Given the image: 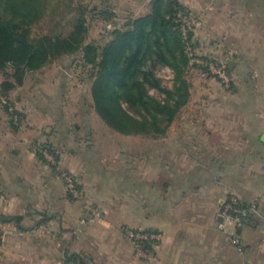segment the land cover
Masks as SVG:
<instances>
[{
	"label": "crops",
	"instance_id": "obj_1",
	"mask_svg": "<svg viewBox=\"0 0 264 264\" xmlns=\"http://www.w3.org/2000/svg\"><path fill=\"white\" fill-rule=\"evenodd\" d=\"M178 1L193 32L189 103L166 136H129L138 141L135 152L115 156L110 180L98 149L86 154L81 138L55 142L60 128L15 126L0 116V214L23 218L0 220V264H71L72 253L90 264H264V0ZM200 60L226 64L230 87ZM16 102L24 118L20 96ZM52 147L58 159L45 150ZM66 175L81 199L72 197ZM232 197L259 205L242 228L223 216ZM82 204L86 211L104 204L107 219L80 221ZM84 220L95 228L88 231ZM122 226L158 235L151 260ZM237 233L243 254L230 242Z\"/></svg>",
	"mask_w": 264,
	"mask_h": 264
},
{
	"label": "trees",
	"instance_id": "obj_2",
	"mask_svg": "<svg viewBox=\"0 0 264 264\" xmlns=\"http://www.w3.org/2000/svg\"><path fill=\"white\" fill-rule=\"evenodd\" d=\"M50 1L0 0V72L8 76L7 70L14 69L13 76L21 85L26 74L81 52L86 65L92 68L94 109L109 128L126 136H166L191 96L187 72L193 60L189 48L194 45L186 7L178 0H153L149 14L132 20L122 30H114L111 39L99 46L86 44L87 8L80 11L69 36H34L33 26L46 16ZM99 11L97 6L92 10L95 15ZM165 68L173 72L172 88L158 76V71ZM16 86L11 81L4 82L1 94L7 98ZM152 91L162 97L154 96ZM11 115L12 124L14 118L20 122L19 112ZM46 150L58 159L54 148ZM76 185L79 190L78 182ZM22 219L0 214L5 223H20ZM153 243L144 242V246L153 250ZM67 262L88 264L76 253L67 254Z\"/></svg>",
	"mask_w": 264,
	"mask_h": 264
},
{
	"label": "rangeland",
	"instance_id": "obj_3",
	"mask_svg": "<svg viewBox=\"0 0 264 264\" xmlns=\"http://www.w3.org/2000/svg\"><path fill=\"white\" fill-rule=\"evenodd\" d=\"M138 1L139 3L142 1V4L135 9L134 3ZM148 1L149 0H51L46 16L33 26V34L34 36H69L74 29V24L77 17L80 15V11L87 8L86 26L88 28V38L86 44L94 43L102 46L111 39V34L114 30H122L126 27V24L132 20L145 16L148 9ZM95 6L100 10L98 15L92 12ZM14 72L15 70L12 68L7 70L8 76L0 72L1 82L11 81L17 84L15 89L12 90L13 95L11 100L2 96L0 87V116H3V119L9 120V122L13 120L11 111L8 112L5 110V106L8 107V105H5L4 101H7L14 111L19 112L16 97L20 96L22 99L21 107L28 113L24 118H21L20 122H18V118H14L15 126H26L29 121L32 122L31 124L34 123L33 121L49 123L50 125L48 124L46 126H49L50 129L54 126L55 128H60L63 133L60 134L59 139L58 137L52 138L55 142L56 140H61L63 142L68 140L69 142L81 138V140L85 141L83 145L86 148V154H91L95 148L98 149V154L103 158L104 178L109 180L111 178L108 177L110 173L107 172V168H110L112 171V169L118 166L115 164V156L122 153L127 154L135 152L134 143L138 144V141L112 130L96 113L91 92L92 68L86 65L81 52L53 60L41 70L26 74L21 85L18 84L17 78L13 76ZM158 76L162 78L165 86L172 88L174 75L170 69H161L158 71ZM152 94L158 98L162 97V95L156 91H152ZM34 110H39L43 117L37 118L38 114L35 113ZM77 125L81 126V132L76 131ZM65 130H69L71 135H67ZM138 139L140 140V144L144 143V137ZM130 140L132 141L130 142ZM42 148L43 147H41L40 150ZM46 149L47 148H45V150ZM54 150V152L58 154L57 151H59V149L54 147ZM142 152L141 148L139 153ZM110 187L112 188V185H110ZM78 191L79 196H73L76 200L82 197L81 191ZM86 205L88 204H82L83 208L79 210L81 215L80 221L83 216H89V209L87 208L86 211ZM103 205L92 204L88 206L95 208L100 213L98 218L88 219L92 222L101 219L106 220L108 215L105 212L106 207H103ZM94 223H90L89 221L82 225L87 228L88 231H91V229H94L96 226ZM120 228L124 234L126 229H131L128 226H122ZM86 262L90 264L87 259Z\"/></svg>",
	"mask_w": 264,
	"mask_h": 264
},
{
	"label": "built area",
	"instance_id": "obj_4",
	"mask_svg": "<svg viewBox=\"0 0 264 264\" xmlns=\"http://www.w3.org/2000/svg\"><path fill=\"white\" fill-rule=\"evenodd\" d=\"M192 52H193L192 48H189L190 56H193ZM198 63L202 67H204L209 73H211L212 75L220 79L221 82L227 88L230 87L231 81L228 75V71H227L228 68L226 64L214 63L208 60H201ZM4 104L8 105L12 113L15 112L13 108L9 106L7 101H4ZM65 178L69 186V191L71 195H73L74 197H78L79 191L77 189L75 180L68 175H66ZM88 209H89L88 218L95 219L100 216L99 211L96 210L95 208L89 207ZM258 209H259V205L257 204V202H252V203H248L247 205H244V202H242L239 198L232 197L229 200H227V202L224 204L223 216H226L229 219H231L238 228H242L246 224L247 220L252 215L258 212ZM86 220L84 221L86 222ZM125 235L135 245L138 251V254L143 259L151 260L153 258V250L147 249L144 246V242H149V241L154 242L155 240H157L158 235L152 232H145V231H138V230H131V229H126ZM230 242L237 249L239 253L243 254L245 252V248L242 245L241 238L238 233L230 239Z\"/></svg>",
	"mask_w": 264,
	"mask_h": 264
}]
</instances>
